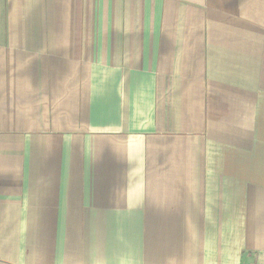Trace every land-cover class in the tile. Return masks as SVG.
Instances as JSON below:
<instances>
[{"label":"crops","instance_id":"crops-1","mask_svg":"<svg viewBox=\"0 0 264 264\" xmlns=\"http://www.w3.org/2000/svg\"><path fill=\"white\" fill-rule=\"evenodd\" d=\"M264 264V0H0V264Z\"/></svg>","mask_w":264,"mask_h":264},{"label":"built area","instance_id":"built-area-1","mask_svg":"<svg viewBox=\"0 0 264 264\" xmlns=\"http://www.w3.org/2000/svg\"><path fill=\"white\" fill-rule=\"evenodd\" d=\"M248 264V263H247Z\"/></svg>","mask_w":264,"mask_h":264}]
</instances>
